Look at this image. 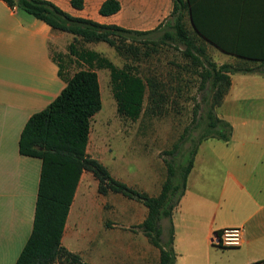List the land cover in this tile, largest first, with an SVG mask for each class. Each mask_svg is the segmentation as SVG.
I'll return each instance as SVG.
<instances>
[{
    "label": "crops",
    "instance_id": "obj_1",
    "mask_svg": "<svg viewBox=\"0 0 264 264\" xmlns=\"http://www.w3.org/2000/svg\"><path fill=\"white\" fill-rule=\"evenodd\" d=\"M47 1L73 17L126 29L135 21L125 10L142 11L147 18L173 4L119 0V13L102 16L106 0H85L82 10L73 8L71 0ZM192 2L190 28L216 63H264V0ZM67 36L74 42L72 34L53 30L0 0V264H16L33 231L42 160L22 155L20 138L30 118L46 109L76 72L52 52V45ZM216 113L231 132L227 139L204 140L196 150L185 192L171 216L174 264H264V73L230 74ZM147 216L144 205L140 215L125 213L138 224ZM69 218L62 240L68 250ZM229 228L242 230L240 246L214 245L212 238ZM108 244L111 264H150L149 240L143 233H114Z\"/></svg>",
    "mask_w": 264,
    "mask_h": 264
},
{
    "label": "rangeland",
    "instance_id": "obj_2",
    "mask_svg": "<svg viewBox=\"0 0 264 264\" xmlns=\"http://www.w3.org/2000/svg\"><path fill=\"white\" fill-rule=\"evenodd\" d=\"M172 9L171 2L169 10L163 9L161 14L147 18L142 11L134 14L125 10L123 14L135 21L127 29L140 33L122 37V50L105 43L78 41L77 54L72 56L69 45L73 39L67 36L52 45V52L72 71L88 69L82 58L93 52L119 68L131 66L146 82L154 78L160 83L155 97L150 96L148 89L143 112L138 120L132 121L117 112L109 70L98 69L102 110L91 124L88 155L106 166L115 179L148 197L158 198L165 185L172 186L171 204L175 205L200 143L227 131L216 123V108L230 74L244 70L264 73V64L220 66L208 46L192 32L187 14L178 11L171 16ZM98 186L92 173L83 174L70 213L66 243L87 264H111L108 241L114 233L146 236L141 224L125 217L126 212L140 215L144 204L111 192L102 195ZM159 229L158 246L146 236L150 264H161L162 252L170 258L171 215L160 219ZM57 264L76 263L64 258Z\"/></svg>",
    "mask_w": 264,
    "mask_h": 264
},
{
    "label": "trees",
    "instance_id": "obj_3",
    "mask_svg": "<svg viewBox=\"0 0 264 264\" xmlns=\"http://www.w3.org/2000/svg\"><path fill=\"white\" fill-rule=\"evenodd\" d=\"M3 1L11 8H19L34 18L46 22L53 30L72 34L75 37L74 42L69 46L72 56L77 54L75 43L78 41L105 43L122 50V37L140 33L117 25H103L73 17L47 0ZM71 4L73 8L82 10L85 0H71ZM192 5V0H173L171 16L182 11V14H187L190 21ZM121 9L119 0H106L100 8V14L111 16L119 13ZM192 23L196 32L201 35L195 21L192 20ZM180 30L182 33L185 32L182 27ZM82 61L87 63L89 68H79L66 81L67 86L61 94L46 109L30 118L21 134L20 153L41 159L42 171L33 231L16 264H57V261L64 258L76 264H87L82 261L81 256L69 251L62 242L68 217L85 172L92 173L98 181L100 194L107 195L110 192L120 194L127 199L142 202L148 208L149 214L141 226L146 236L156 246L160 243V219L166 214L172 216L185 192L186 179L192 169L193 160L186 170L183 192L177 203L172 205L171 197L174 191L172 186L165 185L158 198L148 197L145 193L115 179L106 166L88 155L91 124L94 117L102 110L97 70H109L117 112L121 117L132 121L140 118L148 89L150 88V96L153 98L158 93L160 83L154 78L146 82L131 66L125 65L119 68L97 53H86ZM60 70L63 71L61 64ZM60 75H62L61 71ZM229 85L230 77L227 89L217 106L222 103ZM216 123L227 131L216 133L217 137L213 138L227 139L231 126L218 117ZM220 233L221 231L217 234ZM170 258L162 252L161 264H174L172 251Z\"/></svg>",
    "mask_w": 264,
    "mask_h": 264
},
{
    "label": "built area",
    "instance_id": "obj_4",
    "mask_svg": "<svg viewBox=\"0 0 264 264\" xmlns=\"http://www.w3.org/2000/svg\"><path fill=\"white\" fill-rule=\"evenodd\" d=\"M212 242L222 248L238 247L242 242V230L240 228L224 229L212 238Z\"/></svg>",
    "mask_w": 264,
    "mask_h": 264
}]
</instances>
